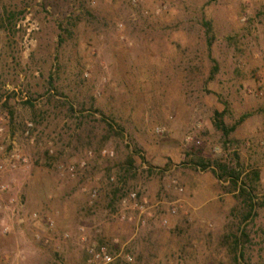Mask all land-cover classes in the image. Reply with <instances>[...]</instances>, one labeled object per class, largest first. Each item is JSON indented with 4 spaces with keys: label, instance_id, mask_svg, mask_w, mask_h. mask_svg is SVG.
Segmentation results:
<instances>
[{
    "label": "rangeland",
    "instance_id": "374dc122",
    "mask_svg": "<svg viewBox=\"0 0 264 264\" xmlns=\"http://www.w3.org/2000/svg\"><path fill=\"white\" fill-rule=\"evenodd\" d=\"M137 1L0 0L3 143L30 162L0 191V264H85L114 238L129 264H264V0ZM220 163L261 173L248 221ZM134 189L147 204L121 222Z\"/></svg>",
    "mask_w": 264,
    "mask_h": 264
},
{
    "label": "built area",
    "instance_id": "2783aa9c",
    "mask_svg": "<svg viewBox=\"0 0 264 264\" xmlns=\"http://www.w3.org/2000/svg\"><path fill=\"white\" fill-rule=\"evenodd\" d=\"M138 1L133 0V3L136 4ZM263 94L261 91L256 90L254 93L255 97H261ZM23 96H25V93H23ZM26 99V97H24ZM33 129L32 123H27L24 127V136L29 137L30 132ZM259 137L256 141V146L260 149H264V127L259 129ZM3 137H4V127L0 123V177H7L3 183L0 184V191L6 192L11 190V188L15 185V174L24 173L30 166L29 159L23 155L18 150L14 149V142L4 144L3 143ZM48 146H51V143H49ZM243 146L245 149H249L253 146V144L250 141H246ZM13 147V148H12ZM49 148V147H48ZM235 151V150H234ZM48 154H52L51 148L48 149ZM102 156H112V152L102 151ZM85 167V162L80 163L79 165H70L66 167L65 171L66 173L71 177L74 178L77 172ZM111 181L114 180L113 178L110 179ZM172 186L177 191H182V188L179 186L177 181L172 182ZM83 191H86L83 189ZM88 194V204L89 206H92L94 202L97 199V191L95 189H92L87 192ZM147 204V200L145 197H142L140 191L138 189H134L131 191H127L123 194H121L119 199V207L120 209L114 214V218H117L121 222L124 221H131V218L128 217V214L126 213V210L131 211H139V213H142L143 205ZM176 209H172V213H175ZM33 217H37V215L34 214ZM166 222L163 221L162 224H165ZM141 224L143 225L144 222L142 221ZM52 223H49V227H52ZM67 237V236H66ZM38 238V237H37ZM81 241L85 242L84 235H81ZM43 244L48 245L49 239L47 237H43L42 239ZM112 245L115 247H118L120 251L117 254H112L108 246L106 245H100L97 243H91L87 244L85 247V254H86V260L85 264H116L119 260L129 264L133 261L132 256L130 253L123 251V246H120V243L117 238L112 239Z\"/></svg>",
    "mask_w": 264,
    "mask_h": 264
},
{
    "label": "trees",
    "instance_id": "16d2710c",
    "mask_svg": "<svg viewBox=\"0 0 264 264\" xmlns=\"http://www.w3.org/2000/svg\"><path fill=\"white\" fill-rule=\"evenodd\" d=\"M205 26L207 27V31L209 32L211 30V26L209 23H205ZM210 43L208 44V46ZM212 74H215L217 72V65L214 64ZM224 113H216V127L222 131V133L227 136L229 133H231L234 130V127L226 128L223 124L222 117ZM103 118V117H102ZM110 126V125H108ZM236 161L238 160L237 155H235ZM131 164V160L129 161ZM197 166H199L201 169H207L209 166L208 164H205L203 161H199L197 163ZM213 174L218 180H222L223 182H227L231 188V190L235 193H237L238 198L241 199L243 205L247 209L245 214L243 215L241 222L248 221L251 216L253 215V212L255 210V185L259 182L261 179V173L258 170H250V171H244L241 166L232 167L225 163H220L216 165L215 170L213 171ZM237 232H240V237H237ZM230 237L233 239V251L236 253V251L239 249L241 241H246V235L242 231H240L239 227H237V231L230 234ZM97 244L100 245H106L109 249H115L117 250L118 247H115L112 245V240L110 241H104V242H98ZM85 260H86V254H85ZM126 264V263H125Z\"/></svg>",
    "mask_w": 264,
    "mask_h": 264
}]
</instances>
